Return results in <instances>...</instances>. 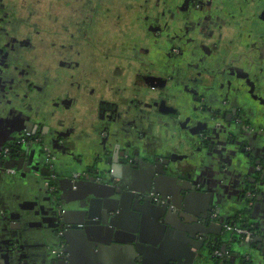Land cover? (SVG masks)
Listing matches in <instances>:
<instances>
[{
    "label": "flooded vegetation",
    "instance_id": "1",
    "mask_svg": "<svg viewBox=\"0 0 264 264\" xmlns=\"http://www.w3.org/2000/svg\"><path fill=\"white\" fill-rule=\"evenodd\" d=\"M15 9L25 16L19 12L11 20ZM262 10L264 0H29L22 5L0 0V96L22 99L14 116L22 122L21 132L0 148V170L42 178L49 167L43 187L57 200L54 166L76 161L85 151L105 163L123 153L132 166L144 155L177 162L190 151L188 140L197 139L198 154L211 150L204 153L209 163L227 153L223 143L229 139L256 166L250 181L262 179ZM101 14L117 35L123 25L131 32L101 42L95 33ZM93 48L103 63L87 68L86 51ZM49 57L58 69L39 61ZM81 76L87 77L84 82ZM173 138L179 140L176 152H167ZM211 141L221 150L208 149ZM234 218L218 231L242 240V250L257 246L258 229L246 212ZM227 225L245 228L250 237L227 231ZM224 243L214 253L221 261L230 246Z\"/></svg>",
    "mask_w": 264,
    "mask_h": 264
},
{
    "label": "crops",
    "instance_id": "2",
    "mask_svg": "<svg viewBox=\"0 0 264 264\" xmlns=\"http://www.w3.org/2000/svg\"><path fill=\"white\" fill-rule=\"evenodd\" d=\"M21 109L22 99L8 97V94L0 96V148L11 144V139L21 132L22 122L14 120V116L19 115ZM215 142L217 141H211L209 144L212 147L208 149L213 151L218 148L220 151V145ZM223 144L227 152L224 156L218 158V155L213 162L207 163L206 154L201 160L199 158V163L197 162L201 167L197 184L201 185V193L204 195H196L191 200V209L202 216H210L204 230L211 239L219 234L218 228H223L225 221H233L237 213L246 212L249 222L258 229L257 246L247 247L232 264H264V180L262 178L255 183L251 182L250 178L257 174L256 166L249 159L247 161L243 151L236 152L229 139H225ZM205 152L211 153V150ZM74 163L70 162L71 165ZM63 165H56L54 169L61 170ZM48 170L49 167L44 171V175L48 174ZM11 171V168L0 170V264H55L58 253L65 250H68L66 256L69 258V264H138L139 254L136 250L123 245L128 242L134 244L133 236L138 242L142 241L140 248L145 253V259L141 264H193L197 251L190 247V243L203 247L198 244L200 240L189 237V225H185L183 220V230H177L166 225L162 218L154 219L147 209H144V214L133 213L121 205L119 208L123 213H120L122 217L119 218V225L124 226V231L118 232L123 234L116 237L105 234L103 230L92 229L81 236L80 232L71 230L65 244L59 237L62 232L60 224L63 209H71L76 204L66 196L63 198L68 194L66 191L70 185L64 182L62 189L65 194L60 192L59 198L55 200L43 187V182L48 176L43 175L41 178L40 175L37 177L36 173L30 178L18 177L11 176ZM57 178L59 179L58 176ZM181 179H186V176L183 175ZM169 183L172 182H167L166 186ZM177 186L176 183V187L172 185L169 190L177 189ZM179 194L180 190L177 199ZM92 210L95 216L101 214L97 202ZM173 221L176 228L180 226L177 219ZM224 230L222 229V232ZM89 237L97 239L100 243L110 244L103 245L100 249L92 248L88 246ZM114 238L124 243H114ZM231 239L232 237H227V241ZM206 251L211 250L203 247L201 252Z\"/></svg>",
    "mask_w": 264,
    "mask_h": 264
},
{
    "label": "water",
    "instance_id": "3",
    "mask_svg": "<svg viewBox=\"0 0 264 264\" xmlns=\"http://www.w3.org/2000/svg\"><path fill=\"white\" fill-rule=\"evenodd\" d=\"M174 132L170 130L168 133ZM197 138L199 139L198 136ZM15 139L14 137L11 140L15 141ZM173 141L175 142L167 143L169 148L167 152H176L175 148L179 140L173 138ZM188 141L187 146L190 147V151L187 150L186 155H183L181 160L177 162H172L171 158H169V162L163 163L159 159L154 161L149 155H144L138 159L136 165L132 166L127 163L125 153H123L118 157H113L112 155V158L105 163L103 158H88L89 155L87 156V152L85 151L77 158L78 160H73L74 164H64L61 166V170L58 171L53 168L52 175L59 177L60 186L58 192L65 194L62 184L64 182L68 183L70 185L66 191L68 194L64 195L63 198L65 199L66 196L71 201L74 200L76 202L71 209L67 210L66 207L63 209L64 212L60 224V230L62 231L59 234L60 239H63L64 243L67 242L65 240L68 239V233L71 230L78 231L81 236H84V233L92 229L94 231L103 230L105 234H112L118 237L119 234H123L122 232H118V230L124 231V226L119 225V218L122 217L120 213H123L119 208V205H121L127 207V209L129 208L130 212L133 213L139 212L140 214H144V209H147L148 214L154 219L162 218L166 225L177 230H183L184 225L181 221L183 220L185 225H189V237L197 238L200 240L198 244H202L205 249L210 248L211 250L202 253L203 247L200 248L198 245L190 243V247L197 251L193 258V264L234 263V259H238L239 255L241 256L244 253L242 248L245 245H241L243 241H227L228 236L222 231L212 239L209 238L204 228L206 229V221L208 218L210 219V216L207 214L202 216L191 209V200L196 195H204V193H201V185L197 184V175L201 167L196 163L199 158L201 160L204 157V153L198 154L196 151L197 139L193 141L190 139ZM192 145L193 147L191 148ZM113 148L115 149L116 145ZM99 157H104V154ZM193 158H197V160H193ZM0 167L3 169V163ZM183 175L186 176L184 180L181 179ZM262 178L264 180V175ZM167 182H172L173 184L169 183L171 185L169 186L168 184L166 186ZM176 183L178 185L177 189L181 193L179 194V199L176 198L178 196L176 188L169 190L172 185L176 187ZM153 197H158L159 200L156 201ZM95 202L99 204L101 211V214L97 216L92 213ZM140 206L144 208L141 209L139 208ZM174 210H178L177 215L173 213ZM175 219L178 220L181 227L177 226L176 228L173 221ZM133 239L134 244L132 242L123 244L124 242L118 240V238H114L113 240H115L114 243L134 248L139 254L138 264H141L145 259V253L140 248L142 241L139 240L138 242L134 236ZM87 240L88 246H92V248L100 249L103 245L110 244L105 242L100 243L97 239L91 237ZM189 240L188 243L190 242ZM224 242H229L230 246L226 245V255H228V258L221 261L213 255V252L216 251L217 246L220 244L223 243L225 245ZM254 242L256 243L257 241L255 240ZM233 247H237V249ZM64 253L57 257L58 259L55 261V264H69V258L66 256L68 250H65ZM170 264H174V262Z\"/></svg>",
    "mask_w": 264,
    "mask_h": 264
},
{
    "label": "rangeland",
    "instance_id": "4",
    "mask_svg": "<svg viewBox=\"0 0 264 264\" xmlns=\"http://www.w3.org/2000/svg\"><path fill=\"white\" fill-rule=\"evenodd\" d=\"M27 1H29V0H27ZM27 1L25 2V0H9V2L11 3V2H14L15 4H20V5H22V4H26L27 3ZM30 1H33V0H30ZM128 1H131V0H128ZM127 2V1H126ZM14 13L11 15V16H9V18H11V20L13 19V18H15V15H17V14H19V12H21V16L22 17H24L25 16V13H23L24 11H23V9H15V11H13ZM264 13V10H262L261 11V14H263ZM46 16H48L49 15V13L48 12H46V13H44ZM19 16V15H18ZM123 16H125L124 14H123ZM249 16V17H248ZM101 17H102V20H98L97 22H96V26L98 27V28H96V26H95V29H97V31H95V33H97L98 34V38H99V40L101 41V42H103V43H105V42H107V43H111V41H110V39H113L114 37H116V36H120V37H123V36H125L126 35V32H131V31H129V30H127L126 28H125V25H123V27H121V30L119 31V35H117V31H116V28H113L112 26H111V20H109V17L108 16H106V15H104V14H101ZM246 17H247V19L246 20H248L250 17H251V15H250V12H247L246 13ZM37 19V18H36ZM110 19H112L111 17H110ZM113 20V19H112ZM227 24V23H226ZM94 26V25H93ZM119 28V27H118ZM117 28V29H118ZM228 28H227V25L226 26H224V28H223V30H222V33H226V30H227ZM220 31V30H219ZM51 37H54L55 35L54 34H51L50 35ZM110 38H108V37ZM51 41H53V40H51ZM38 48H43L42 46L40 47V45H39V47ZM113 48V47H112ZM39 49V52L41 51ZM87 53H88V56H85L84 58H85V60L87 61H85L84 62V64H86V66H87V68H90V67H96L97 65H98V63L100 62V63H103V60L102 59H100L101 57L98 55V54H101L100 53V51L99 50H97L96 48H93L92 50H87L86 51ZM38 54V53H37ZM37 54H34V57L35 58H37V56H35V55H37ZM50 58L51 57H49V59L48 60H41V59H39V61L40 62H43L47 67H50V66H54L53 68H57L58 69V62L57 61H54V60H50ZM83 60V59H82ZM111 60V59H110ZM52 63H53V65H52ZM109 64H112L111 62H109ZM85 65H84V67H86ZM94 70V69H93ZM62 71V70H61ZM98 71V70H97ZM60 74H62L61 72H59ZM100 72L98 71L97 73H95V76H94V74H92V78L91 79H93V82H94V80H95V77L96 76H98V74H99ZM63 75H65V74H63ZM94 76V77H93ZM61 78H63L62 77V75L60 76ZM65 77V76H64ZM87 77H84V76H81L80 77V79H81V81L82 82H84L85 81V79H86ZM88 78H90V77H88ZM99 78V77H98Z\"/></svg>",
    "mask_w": 264,
    "mask_h": 264
},
{
    "label": "built area",
    "instance_id": "5",
    "mask_svg": "<svg viewBox=\"0 0 264 264\" xmlns=\"http://www.w3.org/2000/svg\"><path fill=\"white\" fill-rule=\"evenodd\" d=\"M226 230L237 235V236H242L244 238H249L250 237V232L247 231L245 228L243 227H238V226H234V225H227Z\"/></svg>",
    "mask_w": 264,
    "mask_h": 264
},
{
    "label": "trees",
    "instance_id": "6",
    "mask_svg": "<svg viewBox=\"0 0 264 264\" xmlns=\"http://www.w3.org/2000/svg\"><path fill=\"white\" fill-rule=\"evenodd\" d=\"M244 223L247 224L246 222H244ZM245 224H244V225H245Z\"/></svg>",
    "mask_w": 264,
    "mask_h": 264
}]
</instances>
